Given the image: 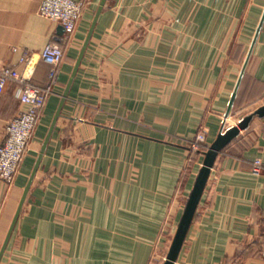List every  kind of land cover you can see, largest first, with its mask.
<instances>
[{"label": "crops", "instance_id": "crops-1", "mask_svg": "<svg viewBox=\"0 0 264 264\" xmlns=\"http://www.w3.org/2000/svg\"><path fill=\"white\" fill-rule=\"evenodd\" d=\"M75 1L87 7L66 41L42 0H0V67L24 73L34 55L44 89L40 53L65 50L14 183L0 179V253L32 182L0 264H152L230 102L234 128L264 106V0H107L78 69L102 0ZM18 87L0 93V146L26 109ZM175 264H264V117L218 152Z\"/></svg>", "mask_w": 264, "mask_h": 264}, {"label": "built area", "instance_id": "built-area-1", "mask_svg": "<svg viewBox=\"0 0 264 264\" xmlns=\"http://www.w3.org/2000/svg\"><path fill=\"white\" fill-rule=\"evenodd\" d=\"M86 1L75 0H42L40 14L48 19L60 23L66 31L67 41L76 31L85 9ZM65 50L60 43L48 44L40 53V59L53 65L49 79V85L41 89L32 83L34 55L25 54L20 63L26 65V71L21 73L11 67H0V93L9 82L19 84L17 97L26 107L20 115L12 119L6 128V136L0 146V179L6 184L12 185L19 173L21 165L28 152L35 130L40 121L42 111L48 98L54 93L59 77V65L64 60ZM227 119L223 121L222 135H225L233 127L227 126ZM206 142V133L202 131L194 143L195 147ZM261 162L256 161L254 173L260 174Z\"/></svg>", "mask_w": 264, "mask_h": 264}, {"label": "water", "instance_id": "water-1", "mask_svg": "<svg viewBox=\"0 0 264 264\" xmlns=\"http://www.w3.org/2000/svg\"><path fill=\"white\" fill-rule=\"evenodd\" d=\"M106 2H107V0H102L101 6H100V8H99V10L97 12L95 21H94V23L92 25V28L90 30L89 36L87 38V41L85 43L84 49H83L82 54L80 56V59H79L78 65H77V69H78V67H79V65H80V63L82 61V58H83L85 52H86V49L88 47V44H89L90 39L92 37V34H93L94 30H95L96 24L98 22V19L100 17V14L103 11V8H104ZM77 69H76V71H77ZM232 106H233V101L230 102V108ZM255 116L264 117V106L261 107L260 109H258L255 113L245 117L240 122L238 127H235V128L233 127L225 135H222V137L219 139V141L216 143V145L208 152L207 159L205 161L204 167H203V169H202V171H201V173L199 175V178L197 180V183L195 185L193 193H192V195H191V197L189 199V202H188V205L186 207L184 216H183L182 221L180 223V226H179V229L177 231V234H176V236H175V238L173 240L170 252L168 254V259L165 262V264H175L179 254H180V251H181L182 246L184 244V241H185L187 232L189 230L190 224H191V222H192V220L194 218L195 212L197 210V207H198V205L200 203V200H201V197L203 195L206 183H207L209 175H210V170H211V168H212V166L214 164V161H215V158H216L218 152L232 139L233 136H236L238 134L239 130L247 129L249 127L251 121L253 120V118ZM31 183L27 187V189H26V191L24 193V196L22 198V201L20 203L18 211H17V213L15 215V218H14V221L12 223V226H11V228L9 230V233L7 235L5 243H4L3 247H2V250H1V253H0V262L2 260V257L4 255L7 247H8V244H9V241H10V239L12 237V234H13V232L15 230V227H16V224H17L18 219L20 217L22 208H23L24 203L26 201V198L28 196Z\"/></svg>", "mask_w": 264, "mask_h": 264}, {"label": "rangeland", "instance_id": "rangeland-1", "mask_svg": "<svg viewBox=\"0 0 264 264\" xmlns=\"http://www.w3.org/2000/svg\"><path fill=\"white\" fill-rule=\"evenodd\" d=\"M230 111H231V108H230ZM230 111L225 115V118L228 120L229 119V116H230ZM243 120V119H242ZM240 120L239 121V124L240 122L242 121ZM228 122V125L229 127H231V123L229 121ZM200 135V133L197 135V137ZM11 186V185H10ZM164 248H160V251L158 252L159 253V258L158 256L156 257L155 261L152 263V264H163L164 262L167 261L168 259V253H164V251H162Z\"/></svg>", "mask_w": 264, "mask_h": 264}]
</instances>
